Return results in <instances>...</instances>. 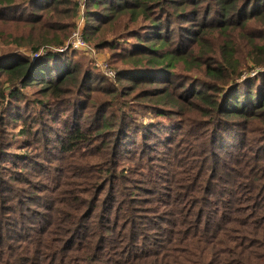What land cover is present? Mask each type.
<instances>
[{"label":"rangeland","instance_id":"374dc122","mask_svg":"<svg viewBox=\"0 0 264 264\" xmlns=\"http://www.w3.org/2000/svg\"><path fill=\"white\" fill-rule=\"evenodd\" d=\"M79 1L83 5L78 4L75 17L69 4L48 8L52 1L15 0V12L2 13L11 4L0 1V205L15 210L3 214L13 228L9 236L28 240L31 230L47 222L48 208L67 200L76 207L97 202L111 208L101 214L112 223L137 200L129 206L141 212L151 230L148 243L141 245L151 252L168 236L151 233L157 228L151 223L176 202L192 208L201 200L204 208L208 201L215 213L226 212L228 221L254 215L250 200H264V183L257 196L231 184L245 182L233 179L242 160L249 158L250 175L258 171L254 162L264 161V0H228L232 16L225 22L218 16L219 0H161L148 6L151 20L142 17L133 26L131 15L112 14L105 5L95 7L94 0ZM87 12L97 18L89 19ZM77 26L90 50L71 55ZM201 26L205 32L197 38ZM26 38H59L62 44L34 50ZM154 52L169 55L155 63ZM51 55L60 57L55 63L67 60L71 71H80L59 86L37 81L25 86L2 69L26 60L44 63ZM231 97L248 105L242 107L246 116L217 112ZM44 106H50L51 115ZM77 130L85 137L64 149L61 141ZM181 167L189 169L190 181L175 176ZM234 192H241L240 200H234ZM18 200H26L27 215L18 212ZM191 214L186 211L185 218ZM93 222L88 214V223ZM175 222L174 230L181 228ZM91 225L99 241L100 225ZM79 240L75 234L68 243ZM178 250L182 259L194 253Z\"/></svg>","mask_w":264,"mask_h":264},{"label":"trees","instance_id":"16d2710c","mask_svg":"<svg viewBox=\"0 0 264 264\" xmlns=\"http://www.w3.org/2000/svg\"><path fill=\"white\" fill-rule=\"evenodd\" d=\"M5 4H11L8 6L6 12H15L14 3L15 0H0ZM52 1L50 8L53 4H69L72 6L74 17L77 15L78 4L80 6L81 2L77 0H49ZM103 1L104 3L100 2ZM161 0H134L135 3H139V7H134V3H129L128 1H121L119 3L106 1V0H94L96 3L95 7L107 6L106 9L113 13L118 14H128L131 15V25H135L141 22V18L144 17L151 20L148 14V6L151 7L152 3L159 2ZM164 0V3H166ZM170 1V0H169ZM234 1V0H233ZM101 3V4H100ZM219 6L222 10L218 13L221 17L222 22L229 21L231 18L230 3L228 0H219ZM90 6L92 4L90 3ZM89 6V10H90ZM88 10V11H89ZM89 19L97 18L94 12H87ZM90 25V23H89ZM229 25H232L230 22ZM227 25L221 30L229 29L230 26ZM8 26V25H6ZM158 26L155 25L154 29ZM204 26L199 28L197 38L204 34ZM29 40L30 46H34L33 49L37 50L41 46L47 45L48 43L62 44L61 39H50V38H26ZM164 45L166 43L164 42ZM73 55L75 50L69 51ZM155 54V63L164 62L163 58L166 59L169 54L161 56ZM138 56V54H135ZM59 56L51 55L44 59V63L34 64L29 61H23L14 65V67L2 68L5 69V74H10L13 80L19 82L23 81L26 86H34L35 82L45 83H56L59 85L64 84L69 76L73 73L80 71L79 67L76 68L77 71H71L68 66L67 60H60L56 62ZM60 58V57H59ZM145 59V56H143ZM150 59V58H149ZM182 60V58H179ZM173 61L171 60L170 66ZM1 69V68H0ZM3 73L0 71V74ZM68 76L67 78H65ZM70 79V78H69ZM30 81V82H29ZM55 88V87H54ZM16 95L13 94V96ZM168 95H165L159 99V102L166 101ZM258 102V101H257ZM226 104L225 106H223ZM224 104H219L217 112L221 115L234 117L246 116V109L242 107H248L243 103H240L237 98L231 97L230 101ZM259 104V103H258ZM261 108L264 109V101L260 103ZM47 113H50V106H44ZM245 109V110H244ZM51 115V113H50ZM38 121H42V118L36 117ZM83 131V130H82ZM82 131L77 130L73 137H66L65 141H61L62 147L67 149L68 146L72 147L79 139L85 137ZM74 132L71 133L73 135ZM218 135L215 134L214 139ZM69 147V148H70ZM249 160V158H248ZM248 160H242L241 166L236 169L233 179L244 180L241 183L242 186L234 184L238 189H245L246 192L253 193L261 190L262 183H264V166L261 163L264 161L257 159L254 162L253 167L256 170L253 173L246 171ZM229 162V161H228ZM228 163H224L220 168L224 171L227 168ZM250 168V167H249ZM175 176L179 177V180L190 181L191 175H189V169L180 168L177 172L175 171ZM185 175H189L185 177ZM225 173H222L224 176ZM226 176V175H225ZM230 175L227 174V177ZM259 190V191H260ZM240 192V193H241ZM190 193L197 194L196 191H191ZM212 195L211 192L208 191ZM234 192V200H240L242 194ZM258 195V192L254 193ZM232 199V198H231ZM26 200H18L17 204L20 209L19 213L27 215L30 212ZM195 205L191 208L186 207V202L174 203L172 211L168 210L160 214V217L155 223H151L157 228L154 232L166 233L168 236L166 240L162 243H155L153 245L155 252L151 250L144 251L145 248H141V245L148 243L150 238V228L146 227L143 223L144 218L141 212L136 211L135 206H129L138 203L137 200L129 202L126 204L124 211H119V218L117 223L113 224L111 219L106 215L101 214L102 211H112L111 208L105 209L103 206H93L86 207V204H79V207L72 205L69 200L63 201L62 204L54 203L48 208L49 215L45 216L43 220V225L37 230H31L28 240L24 236L17 238H11L9 235L12 234L13 228H10L7 224V211L12 213L11 210L7 208V205L2 203L0 205V264H206V261H216L217 264H226V257H231L232 264H264V200H250L251 203L257 208V212L254 215H243L240 217H233L229 221L226 212H214V204L211 205L210 202L206 201L204 208L201 206V200H194ZM226 203L229 200H224ZM128 202V201H127ZM126 203V202H125ZM91 204V205H92ZM210 208V212L214 215L207 213L206 210ZM191 209V210H190ZM100 211V212H98ZM192 212L188 219L185 218V212ZM83 212L87 213V216H83ZM173 212V213H172ZM207 213V214H205ZM88 214L93 219V223L100 225V231L102 232V237L97 241V234L92 232L94 229L91 224L88 223ZM169 216L171 220L168 221ZM176 219L178 225L181 228L174 230L176 226ZM164 224H161L163 223ZM29 224L33 226H39L34 224L31 220L28 221ZM113 224V225H111ZM67 228H70L69 232L62 235ZM138 230H135V229ZM153 229V230H154ZM215 232V237L213 233ZM59 237H56V235ZM79 236L78 245L76 242L68 243V240L74 235ZM61 235V236H60ZM128 236V238H127ZM142 242V243H141ZM162 244H167L163 247L161 253L156 251L160 248ZM127 247V251L123 252L124 247ZM178 249H185L186 251H194L190 253L188 257L182 259L178 253ZM141 251V254H135V251ZM176 251V254L174 253ZM185 253V252H184ZM187 253V252H186ZM229 255V256H226Z\"/></svg>","mask_w":264,"mask_h":264},{"label":"built area","instance_id":"2783aa9c","mask_svg":"<svg viewBox=\"0 0 264 264\" xmlns=\"http://www.w3.org/2000/svg\"><path fill=\"white\" fill-rule=\"evenodd\" d=\"M82 3V2H81ZM83 4H81L82 6ZM81 28L80 27H76L75 32L71 38V43H70V48L71 50H81V51H87L88 49L90 50V48L88 47V45L86 44V42L84 41V36L81 33ZM93 54H95L94 50H91Z\"/></svg>","mask_w":264,"mask_h":264}]
</instances>
